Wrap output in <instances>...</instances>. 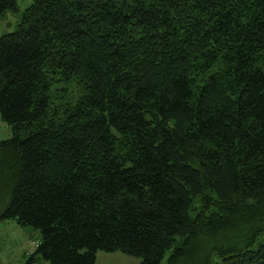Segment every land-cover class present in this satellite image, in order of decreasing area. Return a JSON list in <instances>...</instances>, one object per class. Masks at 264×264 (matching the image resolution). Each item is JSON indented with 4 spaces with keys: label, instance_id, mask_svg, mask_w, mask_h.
<instances>
[{
    "label": "trees",
    "instance_id": "1",
    "mask_svg": "<svg viewBox=\"0 0 264 264\" xmlns=\"http://www.w3.org/2000/svg\"><path fill=\"white\" fill-rule=\"evenodd\" d=\"M0 117L24 264H264V0H33L0 36Z\"/></svg>",
    "mask_w": 264,
    "mask_h": 264
},
{
    "label": "rangeland",
    "instance_id": "2",
    "mask_svg": "<svg viewBox=\"0 0 264 264\" xmlns=\"http://www.w3.org/2000/svg\"><path fill=\"white\" fill-rule=\"evenodd\" d=\"M19 8L17 15L8 14L0 20V36L12 31L18 16L33 0H16ZM79 88L75 84L67 86V96L76 98ZM11 127L0 117V141L10 138ZM39 233L32 227H22L15 220L0 222V264H24L30 252L35 248ZM169 252L166 253L161 264H167ZM141 259L120 251H97L95 264H140Z\"/></svg>",
    "mask_w": 264,
    "mask_h": 264
}]
</instances>
